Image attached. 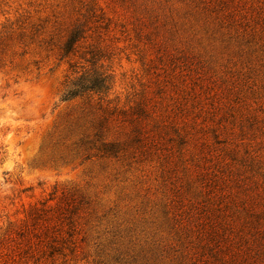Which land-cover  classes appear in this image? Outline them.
<instances>
[{
  "label": "rangeland",
  "instance_id": "1",
  "mask_svg": "<svg viewBox=\"0 0 264 264\" xmlns=\"http://www.w3.org/2000/svg\"><path fill=\"white\" fill-rule=\"evenodd\" d=\"M0 264H264V0H0Z\"/></svg>",
  "mask_w": 264,
  "mask_h": 264
},
{
  "label": "trees",
  "instance_id": "2",
  "mask_svg": "<svg viewBox=\"0 0 264 264\" xmlns=\"http://www.w3.org/2000/svg\"><path fill=\"white\" fill-rule=\"evenodd\" d=\"M81 37V31L80 29H76L73 31L71 37L68 40L66 52L69 53L73 50L74 45L77 41H79ZM98 62L97 58H94L92 61V64L95 66ZM109 89V77L106 74V72L98 69H92L90 71H87L80 76H77L75 79H73L67 86V89L64 93V100L68 101L71 99H74L78 96H83L87 93H96V94H106ZM32 239H29L24 245L25 247H19V249L23 250L22 253L19 255L22 258H26L27 255L32 254L33 252L37 251V247ZM50 257H53L57 251V246L52 245L50 246ZM24 253V255H23ZM7 258L6 263H14L16 262L15 256L11 255L9 253L6 254ZM29 257V256H28Z\"/></svg>",
  "mask_w": 264,
  "mask_h": 264
}]
</instances>
